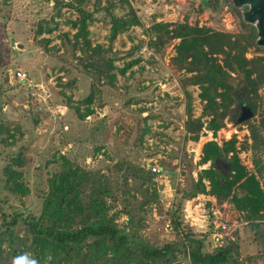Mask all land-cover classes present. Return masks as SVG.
Instances as JSON below:
<instances>
[{"label":"rangeland","instance_id":"rangeland-1","mask_svg":"<svg viewBox=\"0 0 264 264\" xmlns=\"http://www.w3.org/2000/svg\"><path fill=\"white\" fill-rule=\"evenodd\" d=\"M79 7L93 14L87 21L90 48L83 38L76 40ZM114 18L128 25L113 39ZM184 24L229 34L233 40H257L255 27L244 22L232 0H0V232L15 217L39 216L54 177L81 167L88 181L80 200H89L95 184L114 185L107 202L110 214H117L116 223L130 232L125 210L130 211L143 243L162 248L176 241L170 215L182 194L192 192L200 172L210 168V159L200 162L206 146L216 144L231 149L217 160L225 167L216 165L224 175L237 159L230 196L208 193L185 199L184 224L205 241L204 250L212 252L208 230L215 208L239 245L236 264H264V222H258L264 209L256 211L246 199L253 188L245 183L251 177L263 182L256 164L260 162L264 172V145L253 148L252 128L259 130L264 143V85L251 98L239 92L252 107L257 100L250 124L236 122L238 104L232 103L228 112L233 120L227 117L221 128L211 129L213 116L205 114L203 85L193 79L199 72L174 62L182 39H166ZM167 25L170 34L159 27ZM158 40L165 43L158 45ZM256 47L245 53L248 61L264 57V50ZM216 57L223 66L225 56ZM18 72L26 78H19ZM190 121L202 124L197 139L188 131ZM127 163L153 178L137 179L133 169L127 174ZM154 167L160 172H153ZM12 170L21 174L18 181L26 191L11 189ZM204 182L210 191V180ZM189 201L193 209L207 211L205 227L186 218ZM13 228L29 245L22 222ZM4 247L9 253L7 243ZM172 264L191 263L178 252Z\"/></svg>","mask_w":264,"mask_h":264},{"label":"trees","instance_id":"trees-1","mask_svg":"<svg viewBox=\"0 0 264 264\" xmlns=\"http://www.w3.org/2000/svg\"><path fill=\"white\" fill-rule=\"evenodd\" d=\"M77 10L80 16L74 23V27L78 28L76 40L83 38V43L90 48L87 39V21L92 20L93 14L81 7ZM131 22L132 17L128 24ZM128 24L114 18L111 37L113 39L117 37V34L124 31ZM159 27H165L167 31L169 26ZM167 33L170 34L168 31ZM175 38L182 39V42L174 62L182 64V68L190 72H199L193 79L195 83L203 85L202 97L207 101L205 114L213 116L210 127L218 130L227 117L233 120L228 110L232 103L239 105L240 91L247 98L258 95L259 89L264 85V57L251 61L245 58L248 48H257L251 36H241L233 40L229 34L215 33L212 30L184 24L176 26L173 33L166 39L169 41ZM164 43L161 40L157 42L158 45ZM218 54L225 56L223 66L219 64L216 57ZM232 73L237 77H233ZM220 89L224 91V94L219 93ZM219 97L223 99L222 104L217 102ZM227 99L229 103L226 102ZM253 101L255 114L257 100ZM250 121L245 123L250 124ZM201 127L200 121H190L187 125L188 131L195 134V139L198 138ZM252 137L254 149L264 145L259 130L257 132L255 127L252 128ZM230 150H221L216 144L206 146V155L200 165L205 164L209 159L212 164L209 169L200 172L192 192L182 194L177 210L172 211L170 215V222L176 232V241L169 242L162 248L143 243L135 231V221L130 211L125 210L130 218L128 221L130 232L116 223L117 214H110L107 202V198L114 196V185L95 184L89 200L86 203L81 201L80 194L88 181V173L81 167H75L61 171L51 181L50 197L45 200L39 216L15 217L6 229L0 232V264H172L178 252H183L190 259L191 264H236L240 255L237 242H226L221 247H215L212 252L205 251V241L193 236V231L184 224L181 214L182 202L185 199L208 193L219 198L230 196L234 185L230 177L238 168L237 159L234 160L231 173L227 175L216 167L217 160L225 159ZM258 164L260 162L256 164V172L263 182L257 181L256 177L248 178L245 182L253 188V193L248 194L246 199L254 203L256 211L264 209V189H262L264 188V172L263 167L259 168ZM125 167H129L127 174L133 169L137 179L151 180L153 178V174L144 173L129 163L125 164ZM242 175L244 173L240 178ZM20 177L19 172L12 170L8 182L12 183L11 189L26 191L18 181ZM206 178L212 185L210 191L204 182ZM243 188L244 185L240 187V191L243 192ZM225 191H228L227 194L222 196ZM235 202L237 199H234ZM243 205L245 208L248 206L245 201ZM20 222L25 226V232L30 238L29 245H25L24 240L13 228ZM209 227L208 231L212 237L214 229L212 225ZM6 243L9 253L4 249ZM109 252H112V257H109ZM5 257L6 259H2Z\"/></svg>","mask_w":264,"mask_h":264},{"label":"water","instance_id":"water-1","mask_svg":"<svg viewBox=\"0 0 264 264\" xmlns=\"http://www.w3.org/2000/svg\"><path fill=\"white\" fill-rule=\"evenodd\" d=\"M237 8L248 6L249 10L243 13L245 23L255 26L257 31L256 45L264 50V0H232ZM252 104L247 101H241L238 105L236 122L245 123L254 118ZM218 166L223 170L225 167L218 162ZM228 170V169H227ZM227 170L224 172L227 174Z\"/></svg>","mask_w":264,"mask_h":264},{"label":"built area","instance_id":"built-area-1","mask_svg":"<svg viewBox=\"0 0 264 264\" xmlns=\"http://www.w3.org/2000/svg\"><path fill=\"white\" fill-rule=\"evenodd\" d=\"M172 12L176 14L175 8H171ZM176 18V17H175ZM19 78H26L25 74L17 73ZM153 172L159 173L156 167L153 168ZM192 202H187V219H190L191 225H199L200 227H205V223L208 222V214L207 211L202 210L200 206H197L193 209ZM214 214V219L210 221V224L213 226L214 232L212 234V242L215 247H221L226 242L235 241L232 235V231L228 223L222 218V214L215 208L212 209ZM189 221V220H188Z\"/></svg>","mask_w":264,"mask_h":264},{"label":"flooded vegetation","instance_id":"flooded-vegetation-1","mask_svg":"<svg viewBox=\"0 0 264 264\" xmlns=\"http://www.w3.org/2000/svg\"><path fill=\"white\" fill-rule=\"evenodd\" d=\"M236 9H238V10H240L241 11V13H242V15H243V13H246L248 10H249V7L248 6H244L243 8H237V7H235ZM255 27V26H254ZM256 29V28H255ZM241 101H242V99H241ZM240 101V102H241Z\"/></svg>","mask_w":264,"mask_h":264},{"label":"crops","instance_id":"crops-1","mask_svg":"<svg viewBox=\"0 0 264 264\" xmlns=\"http://www.w3.org/2000/svg\"><path fill=\"white\" fill-rule=\"evenodd\" d=\"M211 200H215L214 198H212ZM226 218H224L225 220ZM258 222H264V218L260 217L258 218ZM230 229H231V226L229 225ZM232 230V229H231ZM232 235H233V230H232Z\"/></svg>","mask_w":264,"mask_h":264}]
</instances>
